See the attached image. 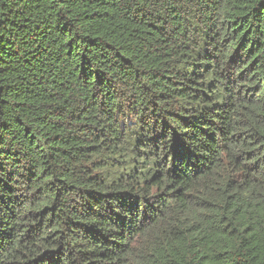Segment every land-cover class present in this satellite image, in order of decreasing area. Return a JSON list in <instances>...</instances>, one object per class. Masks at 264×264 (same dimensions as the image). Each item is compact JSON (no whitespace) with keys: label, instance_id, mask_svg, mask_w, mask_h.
Segmentation results:
<instances>
[{"label":"trees","instance_id":"trees-1","mask_svg":"<svg viewBox=\"0 0 264 264\" xmlns=\"http://www.w3.org/2000/svg\"><path fill=\"white\" fill-rule=\"evenodd\" d=\"M0 264H264V0H0Z\"/></svg>","mask_w":264,"mask_h":264}]
</instances>
